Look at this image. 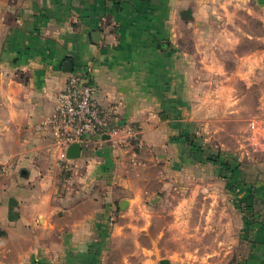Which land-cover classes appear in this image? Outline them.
I'll list each match as a JSON object with an SVG mask.
<instances>
[{
  "label": "rangeland",
  "instance_id": "obj_1",
  "mask_svg": "<svg viewBox=\"0 0 264 264\" xmlns=\"http://www.w3.org/2000/svg\"><path fill=\"white\" fill-rule=\"evenodd\" d=\"M206 11L172 48L182 57L172 69L176 110L148 118L164 128L106 127L108 135L79 158L43 134L22 144L33 133L11 129L0 188L3 178L33 173L22 208L34 221L28 231L66 234L87 217L90 228L103 222L91 243L100 264L243 263L250 248L245 227L258 226L263 213L251 198L230 193L218 173L231 172L226 162L264 173V7L221 0ZM14 198L5 209L12 222L19 215ZM11 228L0 221V232L24 231Z\"/></svg>",
  "mask_w": 264,
  "mask_h": 264
},
{
  "label": "crops",
  "instance_id": "obj_2",
  "mask_svg": "<svg viewBox=\"0 0 264 264\" xmlns=\"http://www.w3.org/2000/svg\"><path fill=\"white\" fill-rule=\"evenodd\" d=\"M220 1L0 0V161L11 157L6 145L12 128L33 133L24 136L22 144L37 143L42 134L51 139L45 121L73 72L94 83L107 127L137 122L145 128H164L148 118L176 110L171 104L172 69L182 57L172 48L180 45V33L188 25L195 22L197 29L203 8L211 11ZM226 1L264 7V0ZM96 31L101 32L99 41L93 39ZM66 60L73 62L72 72L63 70ZM147 135L148 139L151 133ZM25 154L26 159L32 157ZM245 170L224 175L219 171L218 176H226L230 193L239 192L242 202L251 198L263 213L258 226L245 227L250 248L242 264H264V173ZM32 176L26 170L12 183L3 178L2 228L17 224L24 231L0 232V264H100L98 244L92 249L91 243L99 237L102 221L90 228V219L84 217L78 227L61 235L51 229L28 231L34 221L22 208L34 188L29 184ZM12 198L19 207L13 222L5 217Z\"/></svg>",
  "mask_w": 264,
  "mask_h": 264
},
{
  "label": "built area",
  "instance_id": "obj_3",
  "mask_svg": "<svg viewBox=\"0 0 264 264\" xmlns=\"http://www.w3.org/2000/svg\"><path fill=\"white\" fill-rule=\"evenodd\" d=\"M52 143L67 151L73 143L86 145L105 138L106 117L96 100V87L90 77L73 72L57 94L54 112L45 121Z\"/></svg>",
  "mask_w": 264,
  "mask_h": 264
},
{
  "label": "water",
  "instance_id": "obj_4",
  "mask_svg": "<svg viewBox=\"0 0 264 264\" xmlns=\"http://www.w3.org/2000/svg\"><path fill=\"white\" fill-rule=\"evenodd\" d=\"M101 38V32L96 31L93 33V39L95 41H99ZM74 68L73 62L70 60H66L63 63V70L65 72H72ZM107 136V135H106ZM67 156L69 158H79L82 154V145L80 143H73L67 148ZM26 170H23V173H25ZM127 202L122 203V207L124 208Z\"/></svg>",
  "mask_w": 264,
  "mask_h": 264
},
{
  "label": "trees",
  "instance_id": "obj_5",
  "mask_svg": "<svg viewBox=\"0 0 264 264\" xmlns=\"http://www.w3.org/2000/svg\"><path fill=\"white\" fill-rule=\"evenodd\" d=\"M225 165H226V167H227L232 173H233V171L236 169V168H235V169H232V168L230 167V165H228V162H226ZM229 167H230V168H229ZM236 170H237V169H236Z\"/></svg>",
  "mask_w": 264,
  "mask_h": 264
}]
</instances>
